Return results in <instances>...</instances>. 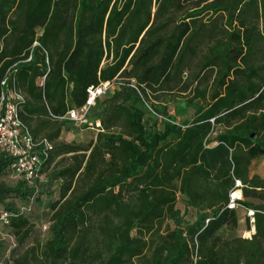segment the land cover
<instances>
[{
  "label": "trees",
  "instance_id": "1",
  "mask_svg": "<svg viewBox=\"0 0 264 264\" xmlns=\"http://www.w3.org/2000/svg\"><path fill=\"white\" fill-rule=\"evenodd\" d=\"M6 79L25 98L22 122L54 147L34 182L0 153V218L20 247L37 233L33 206L51 185L42 177L56 157L74 155L52 176L60 200L49 207L50 239L39 253L11 252L12 264H264V177L250 175L264 157V0H0V95ZM106 83L118 87L91 109L96 143L58 149L75 126L62 119ZM167 100L203 105L191 121L148 132L146 105L167 116ZM9 174L20 179L13 187L2 182ZM236 190L242 200L230 209ZM240 209L255 229L248 240L225 235ZM164 220L174 228L142 237Z\"/></svg>",
  "mask_w": 264,
  "mask_h": 264
},
{
  "label": "rangeland",
  "instance_id": "2",
  "mask_svg": "<svg viewBox=\"0 0 264 264\" xmlns=\"http://www.w3.org/2000/svg\"><path fill=\"white\" fill-rule=\"evenodd\" d=\"M208 20L209 18H203ZM207 22V21H206ZM200 60V57L197 60H193L192 67L190 70H194L196 64ZM189 71L188 75L191 74ZM116 90L112 88L106 95L100 99V103H105L113 92ZM110 93V94H109ZM178 93L175 92L172 96H176ZM186 96L187 99L190 98L188 93L183 94ZM154 101V100H153ZM154 103H157L154 101ZM168 108V115L167 116H159L156 114L149 105H146L145 109V118L144 123L146 130L148 132H155V131H163L164 122H169L172 124L182 125L185 121H191L199 108L202 106V101H197L187 108L184 105H177V103L167 100L166 103H163ZM99 107L94 111L92 119H97L99 114ZM99 129L95 127V129L90 130L83 127H76L73 125H67L65 129L62 131L59 139L56 142V147L61 148L63 146H83L88 147L96 143L98 138ZM113 133H117V131H112ZM217 135L213 136L212 141H215ZM90 153L87 155L89 156ZM74 157L73 154L67 155H60L56 157L46 175L42 177V180L48 179L49 183L51 184L49 187L41 188V195H40V204H36L33 206L32 215V223H34L36 234L23 246L20 247L18 244V236L8 227L7 221L3 219V215L0 218V264H12L10 260L11 252H17V255L23 253L31 247H36L38 249V253L41 252L43 245L50 239L49 234V221L51 219L52 211L50 210V205L60 200V187L59 183L52 179V176L57 171L63 169L67 164L72 161ZM64 162V163H63ZM264 172V157H261L255 160L251 167H250V175L252 174H263ZM53 180V181H52ZM20 181L19 178L14 177L12 175H6L2 182L8 186L13 187ZM240 193V191H239ZM240 195V194H239ZM185 197L177 194V203L176 208L180 209L182 212L185 211ZM14 203L18 208H22L25 205L21 203V201L14 199ZM254 203L259 204L260 201L255 200ZM247 217V214L244 210L240 209ZM196 213L194 210L189 209L186 215V220L193 222L195 220ZM100 220L99 216L93 217V223H98ZM174 225L169 220H164L160 225H158L157 229L155 230L153 235H148L145 231H143V238L148 241L152 239L155 235V238H159L160 236H164L169 230H172ZM159 231V232H158ZM227 237H241L243 239H250L253 236V230H248L246 226V221H243L242 224L238 226V229L234 232H225ZM133 236H139V232L134 231ZM5 248V250H3ZM150 253L148 252L147 255Z\"/></svg>",
  "mask_w": 264,
  "mask_h": 264
},
{
  "label": "built area",
  "instance_id": "3",
  "mask_svg": "<svg viewBox=\"0 0 264 264\" xmlns=\"http://www.w3.org/2000/svg\"><path fill=\"white\" fill-rule=\"evenodd\" d=\"M2 87L3 91L0 95V153L13 160L12 170L15 176L34 182L39 177V173L43 170L54 147L47 140H35L29 128L20 119V109L25 104V98L17 91L15 82L9 85L8 79H6L2 82ZM115 87L118 86L106 83L98 88H90L86 106L80 110L69 112L67 117L62 120L70 121L76 127L90 130L95 127L100 129V123H95L89 118L91 109L96 106L98 99ZM131 87L135 88V82L131 83ZM235 188H242L240 181H236ZM239 191L231 193L230 209H236L237 201L242 200V195H238ZM253 215L254 212H249L250 217ZM3 219L7 220V215H4ZM252 223H254V219H252ZM254 234L255 229L253 228Z\"/></svg>",
  "mask_w": 264,
  "mask_h": 264
},
{
  "label": "crops",
  "instance_id": "4",
  "mask_svg": "<svg viewBox=\"0 0 264 264\" xmlns=\"http://www.w3.org/2000/svg\"><path fill=\"white\" fill-rule=\"evenodd\" d=\"M202 105H203V102H202ZM215 145H216V143H214L212 146H215ZM254 175H259L261 177H264V172H263V174H252V176H254ZM240 194L242 195L241 191H240ZM238 213H239V225H240V224H242L243 221H246V217H245V214L241 210H238Z\"/></svg>",
  "mask_w": 264,
  "mask_h": 264
},
{
  "label": "bare ground",
  "instance_id": "5",
  "mask_svg": "<svg viewBox=\"0 0 264 264\" xmlns=\"http://www.w3.org/2000/svg\"><path fill=\"white\" fill-rule=\"evenodd\" d=\"M240 193H238V195H239Z\"/></svg>",
  "mask_w": 264,
  "mask_h": 264
}]
</instances>
